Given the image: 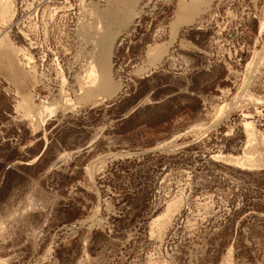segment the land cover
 <instances>
[{
	"label": "rangeland",
	"instance_id": "rangeland-1",
	"mask_svg": "<svg viewBox=\"0 0 264 264\" xmlns=\"http://www.w3.org/2000/svg\"><path fill=\"white\" fill-rule=\"evenodd\" d=\"M8 1L15 11L0 81L13 90L0 88V264H264V166L216 157L241 155L245 145L240 109L230 106L251 112L264 133V0H203L153 64L147 51L170 39L180 0ZM97 14L120 33L108 72L122 88L85 103L78 77L93 48L83 32ZM44 50L58 62L46 70ZM49 75L58 86L40 103L32 88L46 87ZM47 103L52 116L34 128L24 111ZM29 138L20 156L15 147ZM174 199L172 217L162 214Z\"/></svg>",
	"mask_w": 264,
	"mask_h": 264
},
{
	"label": "bare ground",
	"instance_id": "bare-ground-1",
	"mask_svg": "<svg viewBox=\"0 0 264 264\" xmlns=\"http://www.w3.org/2000/svg\"><path fill=\"white\" fill-rule=\"evenodd\" d=\"M123 1L128 2V0H123ZM191 2H193V1H191ZM201 3H204L203 0H194L193 4L186 3L185 0H180L178 2L177 10L175 13V19L170 24V39L166 42L156 44L155 46L150 47L147 51V57L150 60V64H153V62H157L158 60H160L159 58L163 54L166 53L168 46L171 44V41H173V38L176 34L178 27L181 24H187L189 22L191 23V21L194 20L195 15L201 11V9H198V7L201 6L200 5ZM30 5L32 6V4H30ZM132 7H133V4L131 1L127 4V9L124 11L125 13H127V14H125L127 17H128V15H130L129 13L132 11V9H131ZM14 11L15 10H14L13 4H11L10 1L0 0V49H5L6 47L8 48L7 44L10 43L8 36H7V29H5V28H7V26L9 25V21H10V19H12L13 15H14ZM98 14L95 15L94 20H92L91 24L90 23L85 24L86 28L84 29V32H83V33H85L86 36H88V35L92 36V40L91 39L90 40L88 39V40H89V42L92 43L91 45L93 48L92 54L85 57L86 58L84 61L85 63H83L85 66L82 69V73L78 77V81H79L78 82V84H79L78 93L84 97L85 103L90 102L91 97H92V99L94 97L110 98V97L116 95L117 93H119L121 91V88H122V86L120 84H115L111 80V78L109 76L110 72H108V68H110L109 67L110 55H111V51L113 50L112 48L114 46V38L117 35H120V33H118V31L116 29L114 30L113 26H111L109 24L105 25L104 23H102V21H100V19H102V18H101V16L98 17ZM103 15L105 17L106 16L109 17L110 19L111 18L114 19V21L116 20V16H117L116 11H114V12L108 11V12L104 13ZM136 15H137V13H133L130 15L131 18L130 17L129 18L132 20V18L137 17ZM105 20H106V18H105ZM1 26L4 28V30L1 28ZM263 30H264V21L263 22L261 21L260 25H259V33L261 31L263 32ZM15 49H17V48H15ZM24 51H25V49H24ZM24 51H21L20 49L18 51L21 54H23L22 55L23 59H27V60H25L26 62L24 65L26 67H32L30 62H33V58L27 51H25V52ZM62 83L63 84L65 83L64 78H62ZM78 99H79V97H78ZM84 100L82 102H84ZM228 106H229V104H228ZM224 107H227V106L223 105L218 110L219 111L221 109L223 110ZM54 108H55L54 103H49V104L47 103L46 105H43L38 110L36 108L35 109L34 108H26V110H25V108H24V110H25L24 112L27 113V117H29L33 121H36V123L34 124V128H38V126L43 124L47 118L52 116V114L54 112ZM238 108L240 109V112H241L242 127H243V132L245 134V145H244V148L242 150L243 152L241 155H231V154L223 155L222 153H218L216 155V157L223 158L224 161H226L227 163L234 164L235 166H237L239 168L254 169V168L261 167V166L263 167L264 166V133L260 132L255 127L253 119L249 118V117H252L251 112L245 111V109H243L242 105H238L236 107L233 105H232V107L230 106V110H233V109L235 110ZM227 109L228 108H226V110ZM254 111L256 114L261 115V114H259L260 110L257 107H255ZM220 112L225 113V111H220ZM218 114H220V113H218ZM178 200H179V198H178ZM177 202L178 201L176 199L168 201V203H167L164 211L162 212V214L163 213H166V215L171 214V217H172V211H174V209L176 208V205H179L181 203L180 202L178 204ZM159 218H161V217H159ZM167 220H168V218H167ZM230 249H232V248L229 247L227 250V254H226L227 259L229 258V255H230L229 254ZM225 263H227V262L225 261ZM151 264H159V263L152 262Z\"/></svg>",
	"mask_w": 264,
	"mask_h": 264
},
{
	"label": "built area",
	"instance_id": "built-area-1",
	"mask_svg": "<svg viewBox=\"0 0 264 264\" xmlns=\"http://www.w3.org/2000/svg\"><path fill=\"white\" fill-rule=\"evenodd\" d=\"M25 48V46H24ZM52 53H50L51 55L48 56V54H46V51L44 50L43 52H41V56H40V61L39 64H44V70L47 69V67L51 64H55L57 61V54L54 53L53 51H51ZM46 57H48L46 59ZM43 80L45 81V85L46 87H43V85L36 81L34 82L33 88H32V99L40 102V103H44L46 101V94H44L45 92H48V90L50 89H54L55 86H58V84L56 83L55 77L54 75H49V76H44ZM40 87H42V89H44L43 92L40 91ZM0 88L6 92H12L13 87L10 84L7 83H2L0 81Z\"/></svg>",
	"mask_w": 264,
	"mask_h": 264
},
{
	"label": "crops",
	"instance_id": "crops-1",
	"mask_svg": "<svg viewBox=\"0 0 264 264\" xmlns=\"http://www.w3.org/2000/svg\"><path fill=\"white\" fill-rule=\"evenodd\" d=\"M172 76L175 77L176 75L173 74ZM13 124H14L15 130H19L20 123L17 122V121H13ZM29 134H30L29 137H31V132H29ZM32 139L33 138H29L28 141L25 140L26 142L18 143V146L15 147V148H17L21 152V153H19L20 156L22 155V153H26V147L28 145H31L33 143V140ZM90 144H91V139H88L87 142H85V144H83V146H90ZM45 147H46V143L45 142L44 143L42 142L41 145H40V147L38 148L37 152L31 157V159L34 160V159L38 158L40 156V154L42 153V151L44 150ZM24 148H25V150H22ZM73 152H74V150H73ZM14 160H15V158H13L11 161H14ZM16 160H18V159H16ZM24 162H26L25 164H31L30 161L29 162L28 161H24ZM9 164H10V162L6 163L5 166H4V168H7L9 166Z\"/></svg>",
	"mask_w": 264,
	"mask_h": 264
}]
</instances>
